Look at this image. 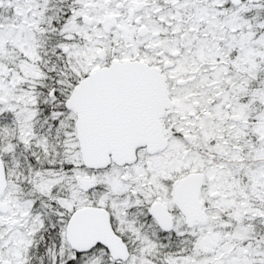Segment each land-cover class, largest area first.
I'll return each instance as SVG.
<instances>
[{"label": "snow or ice", "instance_id": "6c2138e0", "mask_svg": "<svg viewBox=\"0 0 264 264\" xmlns=\"http://www.w3.org/2000/svg\"><path fill=\"white\" fill-rule=\"evenodd\" d=\"M0 264H264V0H0Z\"/></svg>", "mask_w": 264, "mask_h": 264}]
</instances>
